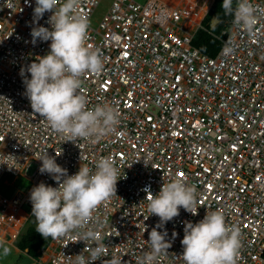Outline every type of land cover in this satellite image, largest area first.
Instances as JSON below:
<instances>
[{"label":"built area","instance_id":"obj_1","mask_svg":"<svg viewBox=\"0 0 264 264\" xmlns=\"http://www.w3.org/2000/svg\"><path fill=\"white\" fill-rule=\"evenodd\" d=\"M213 1L79 0L77 12L89 20L88 43L103 59L101 71L82 76L81 92L88 107L110 103L121 119L99 140L64 141L33 112L20 74L49 51L50 40L33 43L31 30L50 28L52 12L34 21L35 0H0V162L12 166L0 163V249L19 212H32L31 189L58 183L39 171L37 156L47 151L69 175L101 157L119 168L116 195L94 214L107 255L93 264L115 254L124 264H139L159 220L148 211V197L175 177L197 186V213L181 208L166 222L172 244L155 264H184V222L218 208L227 224L241 229L235 264H264V0H250L256 16L250 30L232 16L221 35L213 34L222 42L219 51L208 55L193 39ZM201 8L206 12L196 21ZM31 164L36 168L29 175ZM74 240L73 234L53 237L37 263L71 264L75 254L95 246Z\"/></svg>","mask_w":264,"mask_h":264},{"label":"clouds","instance_id":"obj_2","mask_svg":"<svg viewBox=\"0 0 264 264\" xmlns=\"http://www.w3.org/2000/svg\"><path fill=\"white\" fill-rule=\"evenodd\" d=\"M78 6L79 0H35L34 21L51 11L48 18L51 27L37 25L32 28L31 36L33 43L37 39L50 40L49 51L20 70L33 112L44 117L64 141L99 140L111 134L121 119L118 109L110 103L88 107L87 98L81 92L82 76L101 71L103 59L99 50L88 43L89 20L77 12ZM221 6L225 15H233V22L242 29L250 30L256 22L250 0H236L235 9L233 0H222ZM225 51L231 50L226 48ZM25 71L30 76L25 75ZM37 158L42 161L39 171L48 173L58 183L52 186L40 182L30 191L36 231L44 237L73 234L74 241L93 242L95 246H86L75 254L71 264H93L105 257L107 245L98 234L102 222L94 214L101 203L116 195L120 171L113 159L101 157L94 167L81 163L79 169L69 175L47 151ZM150 160V155L144 157L146 165ZM0 163L12 167L7 161ZM197 198V186L178 177L163 182L155 195L151 193L148 211L159 220L148 233L149 250L139 264H155L161 254L167 253L172 240L167 238L166 222L179 215L181 208L195 215ZM183 231L181 257L184 264H235L242 244L241 229L236 224L226 223L224 211L219 208L206 211L195 223L185 221ZM176 235L173 231L172 237ZM3 251L7 253L8 248ZM101 264H124V261L120 254H115L102 259Z\"/></svg>","mask_w":264,"mask_h":264},{"label":"trees","instance_id":"obj_3","mask_svg":"<svg viewBox=\"0 0 264 264\" xmlns=\"http://www.w3.org/2000/svg\"><path fill=\"white\" fill-rule=\"evenodd\" d=\"M221 5L222 0L213 1L212 6L203 20V27L196 32L193 39L194 46L208 55H215L222 45L221 40L213 34L221 35L228 20L233 16L225 15ZM235 7L236 0H233V9H235ZM213 17H217L219 22L214 28H211V20ZM44 242L45 237L36 231V226L30 225L16 245L22 252L34 256L39 252Z\"/></svg>","mask_w":264,"mask_h":264},{"label":"rangeland","instance_id":"obj_4","mask_svg":"<svg viewBox=\"0 0 264 264\" xmlns=\"http://www.w3.org/2000/svg\"><path fill=\"white\" fill-rule=\"evenodd\" d=\"M213 4V3H212ZM106 8V7H105ZM105 8L100 9V12H102L103 10H105ZM100 12L96 13V19H99V14ZM36 168V165L31 164L28 165L26 168V173L31 175L34 170ZM27 181V178L25 176L20 177L18 182L20 184H23ZM17 187H18V183H16ZM25 211H30V209L28 207H24L23 208ZM17 223H14L11 227L8 228L7 230V237L8 240H12L13 236L15 234L13 229H21L18 233V235L16 236V239L14 241V243H9V242H4L1 245V249H0V264H38L37 261L40 259V255H43V249H47L48 244L51 242V240L53 239V237H45V242L42 245L40 251L34 255V256H29L27 253L25 252H19L17 250V242L21 239V237L23 236V234L27 231V228L30 225H35L36 226V220L35 217L32 215V212L30 214V217L28 219V221L25 223V225L21 228L22 224H23V219L21 217H19V219L16 221ZM12 232V234H11ZM8 248V252L4 253L3 249L4 248ZM43 258H45V256H42Z\"/></svg>","mask_w":264,"mask_h":264},{"label":"bare ground","instance_id":"obj_5","mask_svg":"<svg viewBox=\"0 0 264 264\" xmlns=\"http://www.w3.org/2000/svg\"><path fill=\"white\" fill-rule=\"evenodd\" d=\"M205 12H206V8H201L199 13L197 14V16H194V19L196 21H199L203 17V15L205 14ZM19 216L22 219H24L26 217V214H24L23 212H19ZM13 230H14V232H17V229H13ZM11 234H12V232H11ZM5 242L12 243V241H9V240H6Z\"/></svg>","mask_w":264,"mask_h":264},{"label":"crops","instance_id":"obj_6","mask_svg":"<svg viewBox=\"0 0 264 264\" xmlns=\"http://www.w3.org/2000/svg\"><path fill=\"white\" fill-rule=\"evenodd\" d=\"M20 212H23L24 214H26V217L23 219V224H22V227L25 225V223L28 221V219H29V217H30V214H31V212L29 213L28 211H25V210H23V211H20ZM28 213H29V215H28ZM19 214H18V216H17V219L10 225V227L14 224V223H17L16 221L19 219ZM28 217V218H27ZM27 219V220H26ZM26 220V221H25ZM20 230L19 229H17V232H19ZM16 232V233H17ZM15 237V236H14ZM53 240V239H52ZM51 240V241H52ZM9 241H12V243H14L13 242V239L12 240H9ZM51 243V242H50ZM49 243V244H50ZM48 244V245H49ZM17 248V250L19 251V252H21V250L18 248V247H16ZM41 249V248H40ZM43 250H46V248L45 249H43ZM40 251V250H39ZM30 256V255H29Z\"/></svg>","mask_w":264,"mask_h":264},{"label":"water","instance_id":"obj_7","mask_svg":"<svg viewBox=\"0 0 264 264\" xmlns=\"http://www.w3.org/2000/svg\"><path fill=\"white\" fill-rule=\"evenodd\" d=\"M219 22V19L217 17H213L211 20V28H214L215 25Z\"/></svg>","mask_w":264,"mask_h":264}]
</instances>
